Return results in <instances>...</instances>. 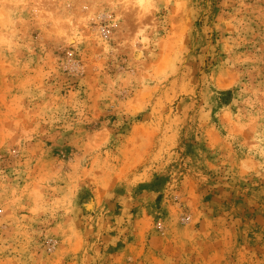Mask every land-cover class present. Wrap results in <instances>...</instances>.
I'll return each instance as SVG.
<instances>
[{"label":"rangeland","instance_id":"obj_1","mask_svg":"<svg viewBox=\"0 0 264 264\" xmlns=\"http://www.w3.org/2000/svg\"><path fill=\"white\" fill-rule=\"evenodd\" d=\"M0 264H264V0H0Z\"/></svg>","mask_w":264,"mask_h":264}]
</instances>
